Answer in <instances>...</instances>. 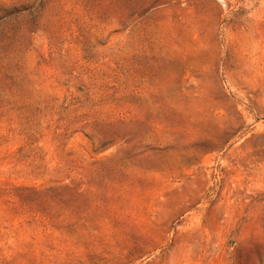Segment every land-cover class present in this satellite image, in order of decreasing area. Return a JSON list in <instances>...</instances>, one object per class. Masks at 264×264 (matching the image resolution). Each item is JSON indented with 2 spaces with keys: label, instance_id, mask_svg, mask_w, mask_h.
I'll return each instance as SVG.
<instances>
[{
  "label": "rangeland",
  "instance_id": "obj_1",
  "mask_svg": "<svg viewBox=\"0 0 264 264\" xmlns=\"http://www.w3.org/2000/svg\"><path fill=\"white\" fill-rule=\"evenodd\" d=\"M0 264H264V0H0Z\"/></svg>",
  "mask_w": 264,
  "mask_h": 264
}]
</instances>
